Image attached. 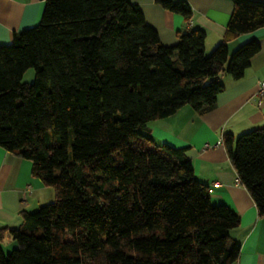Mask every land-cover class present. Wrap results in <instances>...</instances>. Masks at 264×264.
<instances>
[{"label": "trees", "instance_id": "trees-1", "mask_svg": "<svg viewBox=\"0 0 264 264\" xmlns=\"http://www.w3.org/2000/svg\"><path fill=\"white\" fill-rule=\"evenodd\" d=\"M189 21L185 0H155ZM208 54L192 28L163 45L130 0H45L40 22L0 45V147L31 162L54 199L0 228V264H233L239 216L213 204L185 148L144 131L189 104L203 113L240 80L264 28V0H232ZM33 67L34 80L23 83ZM223 144L264 216V128ZM16 246L7 253L1 243Z\"/></svg>", "mask_w": 264, "mask_h": 264}, {"label": "crops", "instance_id": "crops-1", "mask_svg": "<svg viewBox=\"0 0 264 264\" xmlns=\"http://www.w3.org/2000/svg\"><path fill=\"white\" fill-rule=\"evenodd\" d=\"M138 5L144 20L158 33L165 46L174 45L178 36L199 28L205 33L204 51L208 54L222 40L230 19L232 0H185L191 8L186 21L182 15L164 9L155 0H130ZM45 0H0V45L13 41L14 33L37 25ZM250 39L259 43L240 80L223 74L224 86L215 105L199 113L189 104L161 120L149 122L145 133L155 143L185 148L195 178L212 188L213 204L225 205L239 216V225L230 231L240 244L233 264H264V216H259L247 189L239 182L223 135H238L264 128V97L256 95L264 81V28L240 34L228 41V50ZM31 162L0 147V228H16L22 223L20 212L34 211L54 198L52 187L32 175ZM214 181H219L214 186ZM14 247L12 240H7ZM2 248V247H1Z\"/></svg>", "mask_w": 264, "mask_h": 264}, {"label": "rangeland", "instance_id": "rangeland-1", "mask_svg": "<svg viewBox=\"0 0 264 264\" xmlns=\"http://www.w3.org/2000/svg\"><path fill=\"white\" fill-rule=\"evenodd\" d=\"M34 76H35V70L33 67H30L28 68L25 73L23 74V77H22V82L23 83H31L33 80H34ZM54 199V198H53ZM52 199V200H53ZM51 200V201H52ZM14 245L13 246H16V242H13ZM1 247H2V250L4 253H7L9 252L10 250H12V248L14 247H9L8 245V242H3L1 243Z\"/></svg>", "mask_w": 264, "mask_h": 264}, {"label": "built area", "instance_id": "built-area-1", "mask_svg": "<svg viewBox=\"0 0 264 264\" xmlns=\"http://www.w3.org/2000/svg\"><path fill=\"white\" fill-rule=\"evenodd\" d=\"M257 97L260 99L261 97H264V81H261L258 85L257 91H256ZM220 184L219 181H214L213 185L218 186ZM212 188L208 186V192H211Z\"/></svg>", "mask_w": 264, "mask_h": 264}]
</instances>
